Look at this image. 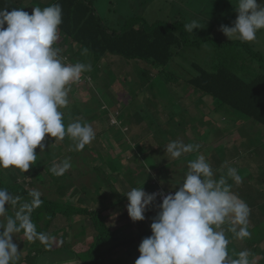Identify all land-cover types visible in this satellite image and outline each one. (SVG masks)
Segmentation results:
<instances>
[{
	"label": "trees",
	"instance_id": "16d2710c",
	"mask_svg": "<svg viewBox=\"0 0 264 264\" xmlns=\"http://www.w3.org/2000/svg\"><path fill=\"white\" fill-rule=\"evenodd\" d=\"M92 1L0 0V8L8 7L9 11L11 8H23L29 14H31L34 6L43 8L53 3L61 4L63 23L59 29L60 38L56 46L61 49L62 54L66 55L71 63L80 61L92 65V71L85 73L81 82L75 84L76 87H85L81 91V95L69 102L67 108L61 109L64 113L65 124L79 119L92 125L93 119L108 112L107 109L100 108L99 98L87 90L94 89L99 94L103 93L109 87L108 79L110 76L101 71L102 65L110 68L112 64H115L114 58H121L125 60L126 66L120 71V78L117 80L126 85H120L115 95L120 96L122 94L121 97L128 100L125 105L128 107V119L136 118L134 122L140 120L139 118L147 120L154 130L149 138L144 137L136 142L141 152L148 153V155L143 153L144 157L147 156L146 159L151 161L152 150L161 146L164 141L174 135L187 132V136L189 135L185 140L187 144H199L201 151L204 152L214 170L221 169L223 165L228 164L237 168L238 173H241L239 164L234 160L240 158L241 160L250 159L256 165L257 163L264 165V144H259L261 143L259 141H264V51L255 48L254 41L222 40L207 31L198 33L193 30V34L189 33L184 29V24L188 22V18L181 15L169 20L162 19L153 22L142 19L139 15H133L124 19L120 25L111 26L97 12ZM205 43H211L214 46L209 63L202 64L192 61L188 66V63L184 61L185 64L182 63L181 66V60L184 59L181 57H189L185 49L201 47ZM84 48L88 49L86 54H82ZM173 62L177 65L180 64L183 71L181 74L173 70ZM124 71L130 74L125 75ZM100 77L104 82L102 87L94 84L101 79ZM175 84L183 86V89L187 91L186 96L195 105H206L205 110L200 111V117L190 116L187 127L181 124L183 121L181 118H179L180 122L173 123L174 119H178L179 116L186 119L185 113H182L181 110L184 108V104L176 101L178 97L175 92ZM153 89H156L157 94L165 99L164 105L161 104L163 110L169 109L170 121H173L170 136L167 131L161 129L162 126L156 112L158 105H160L159 102H162L155 100L156 94L154 97L146 95L148 90ZM86 97L90 98L92 102L97 101L98 107L85 103ZM97 112L98 114H96ZM91 114L94 115L89 117ZM119 117L122 119L123 115ZM218 120L230 121L234 125L240 126L241 131H243L244 136H240L238 141L229 138L231 144L234 143L232 149H228L224 145L226 140L220 143L215 141L208 146L205 144V142L213 140L214 133L219 129ZM244 123H248L251 131L244 127ZM254 124L257 125L256 129ZM93 128L98 129L97 125ZM104 130V127H99V130L96 131L95 140L86 145L83 151L70 150L74 142L68 137L63 141H57L59 143L58 152L52 147H47L45 152L40 153L38 147L36 149L38 155L36 164L24 174L16 169H0V187L7 188L13 195L21 196V202L31 199L28 193L36 190L37 181L43 184L47 183L44 177L45 171L53 177V180L49 181V183L52 182L49 191L38 190L41 193L42 204L31 214L37 231L48 234L47 243L49 245L44 247L45 242L42 243L39 240L28 241L24 239L22 233L13 239L14 243L18 245V250H20V245L30 248L28 256L31 264H33L31 260L35 257L45 259V264L63 263L69 259H79L82 264H134L135 259L139 256V243L143 238L151 235L149 224H151V218L155 216L157 209L152 207L149 212L145 213L149 222H146L142 227L141 221L136 222V225L140 224L138 231L133 227L134 222L132 220L128 222L127 228L125 226L113 228L109 225L108 211L119 204L126 206L128 203L126 196L123 195L125 192L119 190L114 183L113 175L118 174L127 177L131 188L143 186L147 193H153L159 188L165 191H174L173 186L180 182L173 180L166 174L160 175L159 179L144 175L135 176V171L119 160L121 157L116 153L118 147L115 143H108L109 148L112 149L110 153L100 152L103 151L102 148L98 152L94 146L99 144V138ZM201 132L206 135V138L202 139L201 136L200 139H190L191 136ZM157 135L163 137L164 141L154 139ZM205 145L206 148L203 147ZM254 148L259 152L258 155H253ZM63 156L69 157L71 161L77 160L79 162L81 160L88 163L89 160L94 161L95 159L105 163L92 169L95 174V178L90 180L93 183V188L84 183V177L88 170L84 171L83 169L81 172L76 170L74 173L77 180L82 179L81 187L89 195L92 193L95 201L98 202L105 197L104 202H98L99 207L90 208L86 204L75 205L69 200L58 199L61 195L64 197L65 194L61 191L63 188H67L72 173L66 172L63 176H54L49 168L53 161L58 162ZM196 156L197 152L186 153L182 157L174 159L173 163L184 162L185 166L183 165L178 170L185 172L188 161L195 159ZM154 162L155 160L151 164ZM105 167H108V172L105 171ZM253 170L252 168L251 172L259 178L258 172ZM77 172H80L79 175ZM175 172L176 170H174ZM250 174L249 177L251 178L252 173ZM218 176L219 172H217V178ZM259 179L260 182H264V177ZM26 181L30 182L31 185H27ZM229 183L232 185V190L249 204L252 210L251 214L257 215L260 219L253 220L256 223L252 229L249 227L251 233H254V237L257 236L256 240H247L249 245L253 247L252 252L253 250L260 252V259L255 262L257 264L260 261L264 263V255L261 254L264 248L260 247L264 238L262 237L261 241H257L258 237L263 236L264 231L260 226L262 224L264 228V218H262L264 217V183L260 186L250 182L247 185L244 181H241L239 185L232 180H229ZM73 187L74 189H71V195L67 199L77 198L78 191L75 190L77 187L75 185ZM56 194L59 196L53 198L52 196ZM160 202V198H157L155 203L159 204ZM6 207L9 208L8 214L13 215L14 210L9 205ZM126 212V208L122 206L119 214H126ZM58 216L65 217L70 223L73 217L84 220L77 235L86 234L91 229L94 231L86 250H77L73 245L74 241L67 239L66 228H59L50 232V228ZM86 220H89L91 225L85 223ZM60 233L62 234L59 235ZM51 234L54 235L53 239ZM227 235L230 240L229 253L239 252L240 249L235 245L236 239L231 233H227Z\"/></svg>",
	"mask_w": 264,
	"mask_h": 264
},
{
	"label": "clouds",
	"instance_id": "9594fccd",
	"mask_svg": "<svg viewBox=\"0 0 264 264\" xmlns=\"http://www.w3.org/2000/svg\"><path fill=\"white\" fill-rule=\"evenodd\" d=\"M0 8V169L23 174L48 147L45 138H70V150L83 151L96 138L93 126L79 119L65 124L62 108L69 105L71 86L92 71L91 63H68L56 46L63 23L61 4L23 8ZM232 26L221 25L229 40L252 42L264 30V0H236ZM202 28L196 19L184 24L193 34ZM88 52L87 48L82 54ZM54 142V143H55ZM167 156L178 159L199 153L200 145L173 140L165 145ZM70 158L53 161L49 171L63 176L71 168ZM148 171V169H147ZM217 172L219 176L217 178ZM229 180L242 181L238 169L225 164L214 170L203 154L188 161L187 171L172 192L147 193L132 187L123 195L133 222L144 221L145 213L157 209L151 218V235L138 246L134 264H256L249 249L229 253V237L245 240L251 207L232 190ZM30 200L21 202L7 188L0 187V264H19L20 252L13 237L44 243L48 234L38 232L31 214L42 204L41 193L32 190ZM161 202L156 204L157 198ZM9 205L14 214L9 215Z\"/></svg>",
	"mask_w": 264,
	"mask_h": 264
},
{
	"label": "rangeland",
	"instance_id": "374dc122",
	"mask_svg": "<svg viewBox=\"0 0 264 264\" xmlns=\"http://www.w3.org/2000/svg\"><path fill=\"white\" fill-rule=\"evenodd\" d=\"M227 1L228 0H93L92 2L98 8L97 12L101 15L104 21L110 24L111 26L120 25L122 22H124V19H127L130 16L132 17L133 15H139L142 17V19H147V21L149 22L162 20V19L169 20V19H172V18H175L181 15V16H186L188 18L187 19L188 22H190L193 19H196L200 22L202 28L194 29L195 32L200 33V32L207 31L208 33L211 32L213 35H215L216 37H219L222 40H226V39L229 40L219 30L221 25L232 26L237 16V13L234 10L236 0H229L228 3ZM226 3H227V6H226ZM254 46L255 48H260L261 50L264 51V30L259 31L257 33V39L254 41ZM213 50H214V46L211 43H205L201 47L187 48L185 49V51L189 54V57L188 58L181 57L184 59L181 60L180 64L182 66L183 65L182 63H184V61L188 63V66H189V63H191L192 61H197V62H201L202 64H207L209 63L211 59L210 57H211V54L213 53ZM61 55L65 58L66 62L71 63V61L68 60L66 55L62 54V51H61ZM114 60H115L114 61L115 64L111 65L112 68L111 67L108 68L105 65H102L101 67L102 68L101 71L103 73L109 74L108 76H110L108 79L109 87L106 88V90L101 94H99L97 90L95 91L94 89L87 90L91 92V94L99 98L100 100L99 103H101L100 108H105L108 110L107 113H104L100 115L99 117H97L96 118L97 120L96 119L92 120L93 121L92 126L97 125V128H98V129L94 128L95 131H98L99 127H104L105 129L99 138V141H98L99 144L97 146L95 145L94 147L98 150V152L100 148H102L103 151H100V152L110 153L112 149L109 148L108 143L110 142L115 143L116 146L118 147V151H116V153L119 154V157H121V159L119 160L125 166L131 167L135 171L134 173L135 176L144 175L145 177L147 176V177H151L154 179H159L160 175L166 174V175H169L170 178H172L173 180L175 179V180L180 181L186 171L180 172L178 168L182 167L183 165L185 166V164L184 162L179 163V164L173 163L174 159L167 156V154L165 153L164 147L170 141L180 140V139L185 144H187L185 140L187 139V137H189V135L187 136V132H182L181 134L177 136L176 135L172 136L166 141L163 140V137L157 135L154 139H156L157 141H164V143L161 146H157L155 150H152V153H151L152 156H150L151 161L146 159L147 156L144 157L143 153H145V155H148V153L141 152V150L138 149L139 147L136 145V142L143 139L144 137L149 138V136H151L154 130L148 124L147 120H143L139 118L140 120H138L137 122H134L136 121V118L133 119L132 117L128 119V107L125 106L128 100H125L124 97H121L122 94H120V96L115 95V93L117 92L116 90L119 88L120 85H126L117 80L120 78L119 77V74L121 73L120 71H122V69L125 68L126 63H125V60L121 58H114ZM180 64L177 65V63L173 62V70L178 72L179 74L183 72L181 70L182 68ZM123 73L125 75L130 74L125 71ZM88 77L91 78L90 75H88ZM103 83L104 82L102 81V78H101L100 80H98L97 83H94V84L96 86L102 87L104 86ZM84 89H85L84 86L76 87V85L73 84L71 86V91L69 93V102H71L73 99L81 95L82 93L81 91ZM175 92L178 97L176 101H178L179 103L182 102L184 104V108L183 109L181 108V110H182V113H185L186 119L179 116L178 119H174V122L173 121L172 122L178 123L180 122L179 118H181L183 120L181 124L187 127L189 126L187 123L190 122V116L194 115V117L196 116L200 117L201 115L200 111L205 110L206 105L201 104L197 106L192 101H190V99H188V97L186 96L187 91L183 89V86H180V85L177 86L175 84ZM154 94H156L155 100H157V102H159L158 100L162 102V103L159 102L160 105H158L157 110H156L161 126H162L161 129L167 131L168 135L170 136L172 122L170 121L171 115L169 114L170 113L169 109L163 110V107L161 106V104L164 105L165 99L161 98V96L157 94L156 89L148 90L146 92V95H149L150 97H154ZM84 101L85 103H88L93 107H98L97 101L92 102L90 101V98L88 97H86ZM110 103L112 104L110 105ZM96 114H98V112ZM93 115L94 114H91L89 117H92ZM120 115H123L122 119L119 117ZM248 121H245V122H248ZM217 122H218L219 129H217L216 132L214 133L215 139L213 138V140H210L207 143L205 142V144L208 146V144H211L215 141L217 143H220L221 141L224 142L226 140L224 145L228 149H232L234 147L233 146L234 143L231 144L229 138H233V139H236V141H238L237 139H240V136H244L243 131H241L242 129H240V126H236L230 121L228 122L226 120H221V121L218 120ZM251 125H253V123H251ZM244 127H246V129L251 131V128L249 127L248 123L247 124L244 123ZM254 128L256 129L257 125L254 124ZM200 137L203 139V138H206V135L201 132L198 135L191 136L190 139H195V138L200 139ZM54 142H55V138H49V137L45 138V143L47 144V146L54 148L55 151L58 152L59 143H57V141L55 143ZM259 142H261L259 144H264V141L263 142L259 141ZM236 143L239 145L238 142ZM206 145L203 147L206 148L207 147ZM128 146L130 147L128 148ZM144 146H146V144H144ZM144 146H143V149H145ZM254 150L256 153L253 152V155L254 156L258 155L259 152L257 151V149L254 148ZM198 154H203L206 157V155L204 154L203 151H201V149H199V153H197V155ZM65 158H69V157L63 156L60 158L59 161ZM153 160H155V162L151 164ZM234 160L240 166L241 173H239V175L241 176L242 181H244L245 184L248 185L250 183L252 184L255 183L254 185L258 184V186H260L264 183V182L259 181L260 180L259 178L264 177V165H261L262 163H257L256 165V164H253V162H251L250 159H245V158L243 159L244 161L241 160V158L239 160L238 159L237 160L234 159ZM70 163L72 166L67 172H71L72 177L69 180L67 188H63L62 191L61 189H59V191H61L65 195L64 197H62L61 195V197H59L58 199L59 200H65V199L69 200L73 202V204L75 205L86 204L90 208L99 207L98 202L100 201L104 202L105 197L98 202L95 201L94 195L92 193L91 195H89L88 192L84 190L83 187H81L82 179L77 180V176L74 173H76V170L80 172L83 171V169L84 171L88 170L86 173L87 175H85L84 177V180H85L84 183L88 185L89 187L93 188V183H91L90 180L92 178H95L94 177L95 174L92 172V169L95 166H98V165L102 166L105 163L103 162L104 163L103 164L99 160H95V159L94 161L89 160L88 163H84L81 160L79 162L77 160L76 161L70 160ZM252 168L254 169L253 171L258 172V175H260L259 178L256 174L251 172ZM174 170H176L175 173H174ZM105 171L108 172V167H105ZM42 172H43V169H42ZM80 172H77L78 173L77 175H79ZM250 173H252L253 178L249 177L251 175ZM44 177L47 180V183L43 184L37 181V184H36L37 186L35 188L36 190L47 192L51 188L52 182L49 183V181L53 180V177L49 173H46V171H45ZM112 179H114L113 181L116 184L117 188L121 190L122 192H127L131 188V185L128 183L127 177H124L123 175H118V174L113 175ZM26 182H27L26 183L27 185L29 186L31 185L30 182L28 181ZM74 185L75 187H77L75 188V190L78 191L77 198L67 199L71 195V189L72 190L74 189L73 187ZM237 185H239V183H237ZM56 196H59V195L56 194V195H53L52 197L54 198ZM122 206L126 208L125 205L119 204L115 208H112L111 210L108 211L109 213L108 224L113 226V228H121L123 226L127 228L128 227L127 224L131 220L127 212L126 214H119ZM146 216L147 215H145V217ZM253 220H260V219L257 215L251 214L249 217L250 229H252L253 225L256 223V221L253 222ZM83 221L84 220H82L81 218L74 219L73 217V220L70 223V221L67 220L65 217L58 216V218L53 222V225L51 226L52 228H50V232L56 229H59V228H66L65 230L68 236L67 239L69 241L70 240L74 241L73 245L77 248V250L83 251L87 249L88 244L90 243L89 242L90 237L94 232L91 229L86 234H83L81 236L77 235L80 230L79 227L83 224ZM146 222H149L148 218H145L144 221H141V224H142L141 227L145 225ZM85 223H89V225H91V222L89 220H86ZM138 226H140V224L136 225V222H134L133 227L135 228L136 231H138L139 229ZM260 226L264 230L263 225L261 224ZM61 234L62 233H60L59 235ZM262 235L263 236L258 237L257 241H261L260 239L262 237L264 238V231ZM53 237L54 235L51 234L52 239ZM14 238H16V236H14L13 239ZM251 238L250 240L255 241L257 236L254 237V233H253ZM261 242L260 243L262 245H260V247L264 248V242L263 241ZM48 245L49 244L45 242L44 247ZM235 245H237L236 247L239 248L240 250L249 249L252 252V249H253V247L249 245V242L247 239L245 240L236 239ZM19 248H20L19 251H21L19 264H31L29 262V256H28L30 254V248L25 245L24 246L20 245ZM262 252L263 253L261 254L264 255V250ZM252 253L255 257V261L257 259L258 260L260 259L259 250H253ZM31 261H33V264H45L44 263L45 259H42V257H35ZM58 264H81V263L78 259H75V260L69 259L67 261H64L63 263H58ZM259 264H264V263L260 261Z\"/></svg>",
	"mask_w": 264,
	"mask_h": 264
},
{
	"label": "built area",
	"instance_id": "2783aa9c",
	"mask_svg": "<svg viewBox=\"0 0 264 264\" xmlns=\"http://www.w3.org/2000/svg\"><path fill=\"white\" fill-rule=\"evenodd\" d=\"M165 192V193H167V192H172V191H165L164 189H162V188H159V189H156V190H154V192L153 193H160V192ZM159 198V197H158Z\"/></svg>",
	"mask_w": 264,
	"mask_h": 264
},
{
	"label": "crops",
	"instance_id": "0c3cea01",
	"mask_svg": "<svg viewBox=\"0 0 264 264\" xmlns=\"http://www.w3.org/2000/svg\"><path fill=\"white\" fill-rule=\"evenodd\" d=\"M97 8V7H96ZM97 10H98V8H97ZM243 250V249H242ZM73 260H75V259H73ZM79 260V259H78ZM80 261V260H79ZM80 263H81V261H80ZM82 264V263H81Z\"/></svg>",
	"mask_w": 264,
	"mask_h": 264
}]
</instances>
